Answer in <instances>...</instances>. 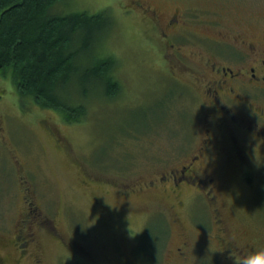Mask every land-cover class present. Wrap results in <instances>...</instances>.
I'll list each match as a JSON object with an SVG mask.
<instances>
[{
  "label": "rangeland",
  "instance_id": "374dc122",
  "mask_svg": "<svg viewBox=\"0 0 264 264\" xmlns=\"http://www.w3.org/2000/svg\"><path fill=\"white\" fill-rule=\"evenodd\" d=\"M140 1L189 23L169 35L182 48L180 58L133 0H59L49 9V16L103 13L109 24L94 31L91 57L78 64L114 60L110 75L118 91L107 97L97 85L85 92L67 85L68 100L85 107L80 121L21 98L11 73L0 71V233L11 237L30 206L42 259L16 263L18 254L0 246L1 264H225L215 251L222 246L219 219L224 243L240 248L242 258L264 250V170L253 176L215 153L209 171L218 186L216 206L185 190L178 208L170 188L146 186L202 136L208 111L188 72H200V58L191 54L227 51L215 41L225 35L264 45V0ZM253 151L251 165L262 168ZM178 247L185 255L174 254Z\"/></svg>",
  "mask_w": 264,
  "mask_h": 264
},
{
  "label": "flooded vegetation",
  "instance_id": "af4514ba",
  "mask_svg": "<svg viewBox=\"0 0 264 264\" xmlns=\"http://www.w3.org/2000/svg\"><path fill=\"white\" fill-rule=\"evenodd\" d=\"M133 2L142 7L147 16L149 15L153 25L160 30L162 39L175 50L174 53L177 54L175 57L178 58L182 48L169 41V35L178 33L185 25L187 27L188 22L179 19L178 15L161 16L140 0ZM220 37L223 35L220 34ZM215 41L224 43L229 49L222 52L213 50L212 54L207 56L200 52H191L193 59L197 56L200 58V63H197L200 72L194 73L195 70H189L190 67L187 66L188 72L195 80L196 90L204 97V109L208 111L200 141L192 147H182L179 151L180 161L161 171L160 178L149 181L146 185L150 187L158 182L165 185L164 191H167L166 187L170 188V192L177 198L178 208L182 200L177 195H182L185 190L195 192L211 202L212 206L217 205L218 186L216 178L209 171L215 153H223L229 162L238 163L243 171L253 176L264 170V166L258 168L251 165L248 158L249 151L264 150V45L254 38L243 35L232 38L225 35L222 40ZM169 55L174 54L169 52ZM186 58L191 60L190 57ZM220 141H225L223 147L218 146ZM31 216L33 210L29 206L15 225L11 237L0 233V246H10V249L18 254L16 263L22 258L30 257L36 263L42 260L40 242L34 231L35 221ZM173 222L177 223L178 220L174 218ZM217 222L219 228L216 240L222 246L218 254V250H215L216 256L221 262L231 264L232 261H236V257H243V251L238 247L233 248L232 244L224 243L227 231L221 219ZM55 236L60 238L56 234ZM182 250V247H178L174 254L185 255ZM2 260L0 256V264Z\"/></svg>",
  "mask_w": 264,
  "mask_h": 264
},
{
  "label": "trees",
  "instance_id": "16d2710c",
  "mask_svg": "<svg viewBox=\"0 0 264 264\" xmlns=\"http://www.w3.org/2000/svg\"><path fill=\"white\" fill-rule=\"evenodd\" d=\"M58 1L0 0V71L11 73L21 98L31 97L43 108L60 111L66 121L77 122L85 107L68 100L67 85L73 83L77 92L97 85L99 92L114 97L118 86L110 71L115 61L94 57L89 67L78 64L82 57H91L98 39L94 31L109 24L103 13L49 16Z\"/></svg>",
  "mask_w": 264,
  "mask_h": 264
},
{
  "label": "clouds",
  "instance_id": "9594fccd",
  "mask_svg": "<svg viewBox=\"0 0 264 264\" xmlns=\"http://www.w3.org/2000/svg\"><path fill=\"white\" fill-rule=\"evenodd\" d=\"M252 158L257 166H264V154L257 149L253 151ZM237 264H264V250L256 252L248 257H236Z\"/></svg>",
  "mask_w": 264,
  "mask_h": 264
}]
</instances>
